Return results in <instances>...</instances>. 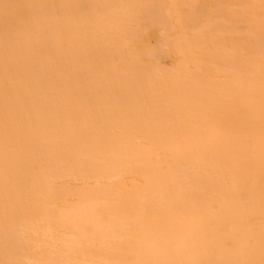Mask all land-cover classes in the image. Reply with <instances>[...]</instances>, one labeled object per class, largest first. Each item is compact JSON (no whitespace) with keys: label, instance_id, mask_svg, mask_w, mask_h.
Segmentation results:
<instances>
[{"label":"bare ground","instance_id":"obj_1","mask_svg":"<svg viewBox=\"0 0 264 264\" xmlns=\"http://www.w3.org/2000/svg\"><path fill=\"white\" fill-rule=\"evenodd\" d=\"M81 1L2 17L0 264H264V0Z\"/></svg>","mask_w":264,"mask_h":264},{"label":"rangeland","instance_id":"obj_2","mask_svg":"<svg viewBox=\"0 0 264 264\" xmlns=\"http://www.w3.org/2000/svg\"><path fill=\"white\" fill-rule=\"evenodd\" d=\"M10 1L12 2V0H10ZM10 1L6 2L5 0H0V7H1V8H0V17H1V18H0V22L4 21V23H3V22L0 23V28L3 29V30L0 29L1 32L5 30V27H7V26H5V25H7V23L5 24V20H3V18H4L7 14H9V16H12V17L9 18V16H8V18H9V21H8V22L11 21V23L13 24V27H11L12 24L10 23L11 26L9 25V28H11V29H9V30L7 31V28H6V30H5L4 32H2V33H5V32H6V35L8 34V36H6V37H9V39H11V38H13V36L16 37L15 35H18V34H16V33H18L19 30H21L20 32H24L23 35H25V36H26V33H27V32H30V30H31L30 33H31V35H32V37H31L32 39L30 38L31 35H30V36L27 35L26 38H27V39L30 38V39L32 40V42L34 41L35 38H36L38 41L41 39L39 43H43V44H39V45H38V48H39L40 50H41L40 47H42L41 45H43V46L46 45V43L50 40V37L53 38L54 35L57 36V34H59V33H58V30H59V29H58V30H55V27H56L55 25L58 26V23H59V25L63 26L62 23H64V25H65V23H66V26H67V25H69V23H67V22L70 21V19H71L70 17L73 16V13H74V15H75V12L79 13V11H80V13H79V15H80L81 12H82V14H84L83 12H85V11H83L84 9L82 10L81 8H80V9H81L82 11H81V10L76 11V9H75V8L78 6L79 2H81L79 5H82L83 2H82L81 0H78V1L75 0L76 2H75L74 0H69V4H70V5H67V3H66V5L69 6V7H67L66 5H65V7L63 6V5H64V2H68V0H67V1H63V0H60V1H59V0H56V1H54V0H52V2H51V0H44L45 3H46V5H49V1H50V3L53 4V6H54V5L56 6V5L59 4V5H58V8H60V9L62 8L61 10H60V9L57 10L58 8H57V6H56V7H55L56 9H54L55 12L52 11L53 14H52V13H50V15H49V13L47 14V17H48L49 19H51V16H52V15H53V16H56V15H57V14H56V11L61 12L62 10L64 11L65 8H70V6H71V3H70V2L74 1L76 4H75L74 2H72V4H73V8H74V12L72 11V13H71L72 16H70L71 14H68V13L71 12L70 10H73V8H72V9L70 8L69 10H68V9H65L66 12L68 11L67 13H64V14H63L62 12L60 13L61 15L68 14L69 16H68V15H65V17L67 16L68 18L66 17V18H64V20H65V19L68 20V19L70 18L69 21H67V22H63L64 20H62V18H61L62 16H59L60 14L57 15L58 17H57V16L55 17L57 20H55V18L53 17V18H54V19H52V23H53V24H54V23H57L59 19L62 20V21L58 22L57 24H55L54 26H53V24H52L53 28H52V26H50V24H51V20H50L49 23H48V24H49L48 26L51 27V28H48V26H46L45 23H44V25H43V20H41V18H40V22H39V23H40V24L42 23V25H43L42 29L44 30V31L42 30V31L44 32L43 35H42V33H41L42 31L40 30V29H41L40 26H42V25H39V23H38V25H39L38 28H40V29H38V30H40V31L33 29L32 26H34L35 23H34V24H31V22H29V19H26V18H25V17H28L29 14L31 15V13H29L28 15H27V14L24 15V14L26 13V11H28V12H32V14H33V12H35V11H37V10L39 9V6H40V5L43 4V5L45 6L44 1H43V0H36V1L33 3V1H30V0H28L29 2H28L27 0H22V2L19 0V1L17 2V0H16L15 3H14L15 5H13V3H11ZM37 1H38V2L40 1V2H42V3H40V2L38 3ZM53 1H54V2H53ZM57 1H58V2H57ZM85 1H86V0H85ZM87 1H89V0H87ZM87 1H86V2H87ZM200 1H201L202 3H205V1H208V0H200ZM217 1H218V0H217ZM220 1H222V0H219L218 3H216V5L219 4ZM223 1H224V0H223ZM235 1H237V0H235ZM235 1H234V0H229V1L226 0L224 3H222V2L220 3V4H222L223 6L220 5V4H219V5H220L222 8H224V6L226 5V7H230V8H233V9H236L237 7H238L239 9H240V8H244V7H245V8H246V7H249V8L254 7V6H253L254 4H253V5L251 4L252 7L250 6V3L247 4V2H249V0H246V1H247L246 4H245V0H244V2H242V1L240 0L241 3H239V2H238L239 0H238V1H237V5L234 4V3H236ZM9 2H10L11 4H10ZM24 2H25V3H24ZM26 2H28V3L26 4ZM55 2H57V4H55ZM62 2H63V3H62ZM89 2H94V1H93V0H90ZM213 2H214V1H213ZM215 2H216V0H215ZM227 2H228V3H227ZM7 3H9L10 5L7 4ZM29 3H30V4H29ZM31 3H32V4H31ZM60 3L63 4V5L60 6V5H61ZM242 3H244V4H242ZM6 4H7V5H6ZM36 4H37V5H36ZM84 4H86V3L84 2ZM91 4H92V5H91ZM231 4H232V5H231ZM238 4H241L242 6H241V5H238ZM4 5H5V6H4ZM8 5L11 6V7H10V8H12L11 11H10V8H9ZM38 5H39V6H38ZM93 5L95 6V9H96V8H100L101 6H102V7H101V10H102V8H105V7H103V5H101V4H100L101 6L98 5V7H97V4H95V3H94V4H93V3H90V4L87 3V4H86L87 7L90 6V7H89L90 10H92V11H96L97 9H96V10H95V9L93 10V8H94ZM219 5L216 6V7H217V8H218V7L221 8ZM227 5H229V6H227ZM247 5H248V6H247ZM36 6H37V7H36ZM50 6H52V5H49L48 7L45 6V7H47V8H52V7H53V6H52V7H50ZM92 6H93V7H92ZM99 6H100V7H99ZM257 6H258V5H256L255 7H257ZM6 7H7V8H6ZM27 7H29V8H27ZM34 7H35V10H34ZM45 7L42 6V7H40V9H43V8H45ZM63 7H64V8H63ZM79 7H80V6H79ZM79 7H78V9H79ZM82 7H84V6H82ZM87 7H86V8H87ZM5 8H6L7 10H5ZM47 8H46V9H47ZM53 8H54V7H53ZM53 8H52V10H53ZM84 8H85V7H84ZM91 8H92V9H91ZM238 8H237V9H238ZM17 9H20L21 12H20V11L18 12ZM40 9H39V10H40ZM89 9H88V8H87V10L85 9L86 12H87V11L89 12V11H90ZM12 10H13V11H12ZM39 10H38V11H39ZM50 10H51V9H50ZM99 10H100V9H99ZM103 10H106V9H103ZM4 11H5V12H4ZM23 11H25V12H23ZM92 11L90 12V14H92V16L90 15V16H91V19L95 16V13H96V12H95L94 15H93V12H92ZM97 11H98V10H97ZM2 12H3V13H2ZM58 12H57V13H58ZM64 12H65V11H64ZM88 12L85 13L87 16H86L85 14H84V15H80V17H82V18H80V19H83V18H84V19H83V22H84L83 25H86L87 28H88V29H87L86 26H85V29H84V28H82V29H84V31L87 30L88 32L85 31V32H87V33H89V31H90V33H92V31H93L92 29L95 30V28H96V27H95L96 24L98 25L97 22H100V20L102 19V16H101L102 14L100 15V13H102V12L99 11V15H100L101 17H100L99 15H98V16H99V17H98V16H97L98 13H96V17L99 18V21H98V19L95 18V19H96V22H93V20H94V18H93L91 21H89V22L87 23V20H85V16H86V19H87V17L89 16ZM17 13H18L19 15H18ZM22 13H23L24 16L22 15ZM20 14H21V16H20ZM1 15H3V16H1ZM14 15H17V16H14ZM76 15H77V14H76ZM76 15H75V16H76ZM2 17H3V18H2ZM14 17H15V18H14ZM22 17H23V18H22ZM78 17H79V16H78ZM78 17L76 16V18H78ZM5 18H7V17H5ZM5 18H4V19H5ZM8 18H7V19H8ZM13 18H14V19H13ZM74 18H75V17H74ZM76 18L74 19L75 21L77 20ZM88 18L90 19V17H88ZM100 18H101V19H100ZM1 19H2V20H1ZM10 19H11V20H10ZM25 19H26V23L23 22V21H25ZM12 20H13V21H12ZM14 20H15L16 23L14 22ZM27 20H28V22H29L31 25L28 26L29 23L27 22ZM46 20H47V18H46ZM71 20H73V18H72ZM84 20H85V21H84ZM41 21H42V22H41ZM53 21H54V22H53ZM55 21H57V22H55ZM94 21H95V20H94ZM17 22L20 23V24L18 25ZM44 22H46V21L44 20ZM47 22H48V20H47ZM71 22H74V21H71ZM92 22L95 23V26L93 25ZM242 22H243V21H242ZM242 22L239 23V21H238V22H235V23H238L240 26H243V25L246 24L245 22H243L244 24H243ZM32 23H33V22H32ZM1 24H2V25H1ZM8 24H9V23H8ZM70 24H71V23H70ZM77 24H78V23H76V25H77ZM80 24H81V23H80ZM80 24H78V25L81 26ZM242 24H243V25H242ZM21 25H22V26H21ZM24 25H25V27H23ZM35 25H36V24H35ZM83 25H82V26H83ZM89 25L94 26V28H92V26H91V28H92L91 30H92V31L89 30V29H90V28H89ZM100 25H102V23H100L98 26H100ZM2 26H3V27H2ZM20 26H21V27H20ZM44 26H45V27H44ZM14 27H15V28L17 27L16 30H13ZM63 27H64V26H63ZM147 27H148V26H147ZM147 27L145 26V28H147ZM18 28H19V29H18ZM20 28H21V29H20ZM23 28H24V29H23ZM44 28H45V29H44ZM56 28H57V27H56ZM17 29H18V30H17ZM25 29H26L27 31H26ZM28 29H29V30H28ZM47 29H49V30L47 31ZM51 29H52V30H51ZM82 29H81V30H82ZM149 29H150V27H149ZM149 29H147L144 33H142L141 31H142V30L144 31V29L142 28V30L140 31V32H141L140 35L138 34L139 37L136 36V37H138L137 39H136V38H133V37L130 39L131 42L128 44V45H129V47H128V50H129V51H133V52H137V53L141 52V53H140V55H141L143 52H146L145 49H147V48L153 46L154 40H151L152 37L150 36V34H152V33H156V31H155V29L152 28V27H151L150 30H149ZM12 30H13V32L15 31L14 34L12 33ZM45 30H46V31H45ZM50 30H51V32H50ZM78 30H79V29H78ZM81 30H80V31H81ZM10 31H11V32H10ZM16 31H18V32H16ZM33 31L35 32L34 35L36 34V36H33V34H32ZM36 31H38V33H37ZM84 31L82 30L81 32H84ZM20 32H19V33H20ZM45 32H46V33H45ZM96 32H98L97 28H96ZM96 32L94 31L93 33H96ZM146 32H147V33H146ZM30 33H29V34H30ZM49 33H50V34H49ZM52 33H54V35H53ZM79 33H80V32H79ZM20 34H21V33H20ZM20 34H19V35H20ZM27 34H28V33H27ZM45 34H49V35H48L49 37H48L47 35L44 36ZM51 34H52V36H51ZM10 35H11V36H10ZM12 35H13V36H12ZM21 35H22V34H21ZM38 35H39V36H38ZM40 35L45 37V38L43 37V39L46 40V43H45V44H44V41H45V40H43L42 38H40V37H41ZM142 35H143V36H142ZM55 36H54V37H55ZM34 37H35V38H34ZM38 37H39V38H38ZM140 37H141V39H140ZM27 39H26V40H27ZM28 40H29V39H28ZM37 40L35 41V43H37ZM29 41H30V40H29ZM51 41H52V39L48 42V44H51ZM152 41H153V42H152ZM30 42H31V41H30ZM137 46H138V47H137ZM42 48H47V47H42ZM49 49H52V48H49ZM53 49H54V48H53ZM40 50H38V51H39L38 54H40L41 52H44V51H40ZM42 50H43V49H42ZM142 50H143V51H142ZM48 54H49V56H50L51 54H52V55H51L52 57L54 56V54H53L52 52H50V53H48ZM140 55H139V56H140ZM47 56H48V55H47ZM51 56H50V57H51ZM52 57H51V58H52ZM118 61H119V60H118ZM118 61H117V62H113V63H111V65H112V64L114 65L113 68H115V66H117V65L119 64V62H121V61H123V60H120L119 62H118ZM84 63H85V62H83V63H79V64H84ZM87 63H89V62H87ZM87 63H86V65H88ZM90 63H91V64H89V66H90V67H94L93 65H95V67H96L95 70L98 71V73L94 70V68L85 69V71H84L83 73L87 72L86 70H92V71H95V72L93 73L92 71H91V72L89 71V72H87V74L91 75V73H92V74L97 73V75L100 77L101 74H102V75H103V74H106V73H100V70L102 69L103 65L105 66V67H103V68L106 69V72L108 71V70H107L108 68L112 69V66L110 67V63H107V62H102V63L98 62V64H96V62H93V61H92V62H90ZM92 63H93V64H92ZM103 63H105V64H103ZM114 63H115V64H114ZM127 64H128V63H127ZM96 65H97V66H96ZM99 65H100V66H99ZM106 66H108V68H106ZM98 67H99L100 69H99ZM97 68H98V69H97ZM102 71L105 72L104 69H102ZM102 71H101V72H102ZM108 72H109V71H108ZM108 72H107V73H108ZM97 75H94V76L98 77Z\"/></svg>","mask_w":264,"mask_h":264}]
</instances>
